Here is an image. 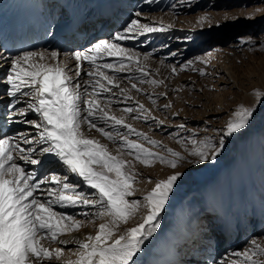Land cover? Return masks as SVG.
Returning a JSON list of instances; mask_svg holds the SVG:
<instances>
[{
  "label": "rangeland",
  "instance_id": "rangeland-1",
  "mask_svg": "<svg viewBox=\"0 0 264 264\" xmlns=\"http://www.w3.org/2000/svg\"><path fill=\"white\" fill-rule=\"evenodd\" d=\"M67 2H69V0H67ZM120 3L121 2H115L119 7H116L118 9L116 12L122 10V13H120V16L115 13L116 15L113 16V21L109 24L112 26L108 29L109 32L106 35L95 38L93 41L89 42V38H85L86 35L82 33V35L78 37V42L74 44L69 37L66 39L64 38V41H66H62L58 47H62V51L59 52V60H50L48 62L66 63L68 68L75 70L78 62L72 55L74 52H84L91 49L100 40L112 41L117 33H124L127 36L126 39L115 41L121 48L126 50L128 56L132 57L130 60L125 59L124 70L116 71V68L119 67L121 63L120 58L103 56L97 60V63L101 66L100 70L114 77V84L107 85L112 88V91L100 92L98 85L96 89H93L91 84L95 83L96 77H90L86 75V73L95 71V69L87 61H82L80 62L82 70L78 81L83 86V90L87 88V95H84L82 98L84 100L98 99L100 103L104 104H100L101 108L104 106L109 116L114 115L117 118H121L122 115L125 114L131 121L133 118L148 119V115L159 114L165 116L167 120H165V124H160V122H158L160 125H157V121H160L157 118L152 120V122L150 121L148 125L141 120L137 123L143 125L145 130L142 132L150 138V140L155 141L156 144L149 143L148 140L141 142V140H144L130 136L126 127L122 128V126L114 125L111 122L105 123L103 120L102 124H97L98 127H104L106 131L112 132L113 136L117 137L115 142L104 137L102 133L96 129L87 131L86 135L89 138L98 140L101 144L107 145L108 151L114 152L115 155H120L117 150L121 148V140L123 136L126 135L129 140L140 141L144 148L150 151L172 157L171 154H169V148H176H174L171 142H179L181 141L180 139L183 138V135L179 134V123H168V121L171 122V114H177V107L174 108V102L178 100L185 101L184 105L186 108H189L190 118L196 120L192 123L193 129L197 132H201L193 134L190 137L192 140H198V137L207 135L206 132L210 131V129H216L218 126L221 128L222 124L220 122L227 115V112L208 114L210 107L207 106V104H209L207 101H212L214 98L217 100L223 99L225 94L224 91L228 94H232V91H244L245 89L240 86L241 83L239 84L236 80L235 75H237V73H239L241 77L243 76L242 79H244L245 86H248L252 79L257 78L259 72L262 73V75L264 74V0H127L125 3L122 2L121 5ZM41 4L40 2L39 7ZM44 5L45 0L41 8H45ZM16 7H18L17 0H0V27L5 24L8 15L14 14V11L11 12V10L14 8L16 10ZM64 7L65 6H61L59 9H55L52 15L56 14L57 16L60 10L62 14L59 15V17H61L65 13ZM246 17H251V19ZM133 21H137L138 23L133 25ZM55 23L58 25L56 28L61 26V20L56 19ZM68 23L69 21H67V24ZM99 23L101 22L99 21ZM142 25H148L158 30L148 32L143 30L141 27ZM129 26H132L134 30L129 32ZM52 39L57 42L58 35L55 34V37ZM44 50L50 53L56 50V47L45 46L36 51ZM3 56L4 52L0 50V139L5 137H16L21 148L35 149V152H26L25 155L31 159H38L40 163L32 164L29 163L28 159H18L17 163L23 167L27 173L33 174L37 181L40 179H45L47 181L53 174L58 177H64V174L60 171L62 165L59 160L54 155L41 151L42 148L48 147V145L39 144L38 135L35 134L39 133V130L31 124L23 122L25 120L36 121L38 120V116L33 112H28L29 117L20 115L19 109H27L28 103L34 102L31 96H24L17 93L19 97V102H17L16 98L8 95L11 85L7 83V77L11 74L12 61L15 56L10 57L7 55L10 57L7 60H3L5 58V56ZM220 58L226 59L222 61L223 64L219 60ZM105 63L112 64L113 68L104 69L103 65ZM2 64L5 66L1 67ZM140 68L144 70L143 75L140 72ZM173 68L176 69L175 72H173ZM199 69H204V73H198V78L196 76L197 82L203 85L206 84V86L204 85L200 90H194V88L191 87V81L189 82L187 78L192 75L195 76L194 71H199ZM224 72L230 77L229 82L223 81L225 77ZM196 78L193 79L194 82H196ZM153 80L163 81V83L153 84L151 82ZM101 83L106 84L107 82L101 80ZM115 84H118L119 87H115ZM133 84L136 86L135 88L132 87ZM21 91L29 92L30 89L22 88ZM187 91L189 92L188 94ZM97 93H99V95H97ZM203 93L209 94L212 99L206 97L202 98ZM113 99L119 100V103H114L112 101ZM189 99L194 105L188 104L190 103ZM237 101H239V98ZM12 104H15V108L11 107ZM141 105H143V109L140 108ZM165 105H168V107H165ZM85 106L86 105L82 104V107ZM129 107L133 108V112L128 113L124 111V109ZM184 114L186 115V113ZM99 115L100 113L97 114V119H99ZM249 122L250 120L248 123ZM129 124L134 128V125L131 123ZM85 128H87V126ZM23 137H28L33 143L31 145L24 144ZM204 145L205 144H201V147L203 148ZM212 148L214 147L209 146L208 150ZM262 149H264V146L261 150ZM179 153L184 154L185 152L179 151ZM14 155L19 157L20 153L17 152L14 153ZM121 158L132 163L137 170L138 168L142 170L144 164L135 160L134 156L127 155L126 150H124ZM48 164L52 165V167L46 169ZM144 167L145 170L147 169L146 173L143 171H136L137 182L133 185L135 189L138 188L142 193H136L133 199H138L145 195L143 192L147 189V191H151L150 186L159 180L165 179V174L167 172L169 175L181 169L179 164L175 169L170 166L165 168L164 165H161L157 160L153 161L152 166ZM38 168L40 170L39 172H37ZM163 171H166V173H163ZM149 179H151V183H149ZM53 187V184L46 182L41 185L36 195L42 200L47 199V190ZM77 190L78 189L75 187V191ZM92 193L93 190L89 193V199L94 198ZM247 193L246 197L250 199L252 193ZM262 200L264 201V195ZM253 204L252 202H249V204L245 202L247 218L249 219L251 229L256 222L259 228L254 232V238H250L243 242L239 248L240 253L245 250H255V246L251 243L252 240H256L261 247H264V206H259L261 211L259 214L261 217L259 222L257 221L259 217L253 222V220H255V205ZM67 207H73V205ZM74 209L75 212L71 214V216L83 221L84 226L78 231H72L60 236V240L66 239L67 236L72 234L83 236V229L87 226H91L93 223H100V221H102L95 216L98 210H95V213L93 212L88 216L86 215L88 212L86 209ZM146 212L147 209H143L137 217H141L146 214ZM106 218L108 217H105V219ZM169 220L170 217L166 216L160 221V228L152 237L148 238V246L153 243L155 236L159 234L162 226ZM133 221L134 220L131 219L129 223ZM96 226L97 225L91 226L90 228H95ZM123 227L129 228L127 225H123ZM87 233L91 236L94 234L93 231H88ZM232 238H234V235L229 237V239ZM55 243L56 242L51 245L54 247ZM44 244L46 246L48 242L44 241ZM56 245L60 246V243L57 242ZM75 249H77V247H69L66 248V251L70 252ZM76 255L74 257H76ZM188 255L189 254H183L180 259L183 258L184 262L185 256ZM177 257L174 262L179 260ZM254 259L257 261H264V255L257 252ZM241 260L242 258L236 257L237 262ZM51 264H66L65 256L62 262H51Z\"/></svg>",
  "mask_w": 264,
  "mask_h": 264
},
{
  "label": "snow or ice",
  "instance_id": "snow-or-ice-1",
  "mask_svg": "<svg viewBox=\"0 0 264 264\" xmlns=\"http://www.w3.org/2000/svg\"><path fill=\"white\" fill-rule=\"evenodd\" d=\"M137 23L133 21V25ZM141 27L148 32L158 30L148 25ZM133 30L129 26L128 31ZM126 38L124 33H117L112 41L100 40L91 49L74 52L72 55L78 62L75 70L68 68L66 63L48 62L59 60L60 53L56 50L50 53L25 51L13 58L11 74L7 77V83L11 85L8 95L16 98L17 102V93L31 96L34 102H29L27 109H19L20 115L27 116L28 112H33L38 116L36 121L23 122L39 130V142L48 145L41 151L54 155L70 173L80 177L93 190L94 198L89 199L75 191V186L67 182V176L58 177L53 174L47 181H37L33 174L27 173L17 163L18 159H28L32 164L40 163L38 159L25 155L26 152H35V149L21 148L16 137L0 139V264H51L54 259H61L64 249H51L45 246L44 241L67 245L69 242L60 240L59 237L78 231L84 226V222L55 211V204L90 205L98 208L95 213L97 218H109L106 223L99 224L95 236L89 235L85 241L76 242L78 259L66 264H135L134 257L141 251V246L160 228L161 214L169 204L171 194L183 174L176 172L169 175L166 179L157 181L155 187L146 195L133 199L136 195L133 185L137 182L136 173L132 170L134 165L122 159L121 155L126 150L127 155L134 156L135 160L145 166H152L153 161L158 159L175 169L182 159L180 154L172 151V159L160 156L144 148L142 144L129 140L125 135L121 140V148L117 150L120 155H113L108 151L107 145L85 134L96 129L107 139L116 141L117 137L112 132L98 127V113L99 119L105 123L126 127L129 133L136 132L130 124H125L122 117L109 116L108 111L101 108L98 99L84 100L80 92L82 85L78 81L82 70L80 62L87 61L95 69L86 73L90 77H96L91 87L96 89L98 85L100 92H111L112 88L107 85L114 84V77L100 70L97 60L103 56L120 58L121 63L116 71H123L125 59L130 60L132 57L115 41ZM103 68L112 69L113 65L105 63ZM143 71L140 68L142 75ZM175 71L173 68V72ZM101 80L107 83H101ZM151 82L163 83L155 80ZM115 87L118 88L119 85L115 84ZM132 87L136 86L133 84ZM22 88L30 91L22 92ZM256 94L260 95L259 92ZM84 95H87V88ZM82 104L86 106L82 107ZM11 107L15 108V104ZM140 108L143 109V105ZM124 111L131 113L133 108H126ZM251 116L252 110L241 106L235 112L236 118L228 123L227 134L232 135L244 129ZM84 125H87L86 129ZM136 135L142 134L136 132ZM145 139L156 144L146 136ZM23 143L31 145L33 141L23 137ZM220 146H223V139ZM208 148L209 145L205 144L203 148L192 153L199 157L197 163L200 160L216 159L219 149L209 152ZM17 152L20 153L19 157L14 155ZM46 182L54 187L47 190L48 198L42 200L36 193ZM151 182L149 179V183ZM141 209H147V212L140 217V222L119 233L121 225H127ZM251 243L255 250L233 253L242 258L234 264H264V261L254 259L257 252L264 255V247L256 240Z\"/></svg>",
  "mask_w": 264,
  "mask_h": 264
},
{
  "label": "bare ground",
  "instance_id": "bare-ground-1",
  "mask_svg": "<svg viewBox=\"0 0 264 264\" xmlns=\"http://www.w3.org/2000/svg\"><path fill=\"white\" fill-rule=\"evenodd\" d=\"M17 1L18 7H16V10L14 11V14H12L13 16L8 24L9 28H11L13 31L16 29V23L20 19L24 18L25 21H27V19L30 21L29 17L33 14V12H37L39 10L40 4V0ZM107 1L108 0H69V2H67V0H50L49 2V0H45L44 6L49 15V19L52 21L55 20V16L52 15L55 9L65 6L64 15L61 17H58V15L56 17V19L61 20V26L56 28L58 31L55 33L58 35V41L55 42L52 37V40H49L46 46L56 47V51L60 52L62 51V47H58L61 42L64 41V38L66 39L69 37L73 44L78 42V37H80L82 33L87 36H85V38H90V33L92 34L94 32L92 30L89 33V31L95 27V24L98 25L100 20L99 18H101L95 14V11ZM110 1L116 7H118V5L115 4V2H127V0ZM61 2L64 5H61ZM114 15L116 14L113 13V16ZM103 18L104 17H102V19ZM106 19L107 18H104L103 21H100L104 22ZM110 19L111 18L109 17V20ZM67 21H69L68 24ZM111 26L112 25H109L108 29ZM75 27L77 31L75 30ZM63 28V32H60V30ZM4 30H2V34H7L8 30ZM45 52L49 53L47 51ZM4 56L5 58L3 60L10 58L6 55V53H4ZM219 60L222 63V61L226 59L220 58ZM2 66L5 65L2 64L1 67ZM194 72L195 76H189L187 80L189 82L191 81V87H193L194 90H200L202 87H204V85L206 86V84H199L197 82V78L198 73H204V69H199V71ZM224 76L225 77L223 81L229 82L230 77L226 75L225 72ZM235 76L238 83H241L240 86L245 90L242 92L232 91V94H228L226 91H224L225 94L223 99L217 100L214 98L212 101H207L209 102L207 106L210 107L208 114H220L227 112V115L220 122L222 124L221 128L218 126L216 129H210V131L206 132L207 135L198 137V140H192L190 137L193 134H198V132H201H197L195 129H193L192 123H194L196 120L190 118L191 116L189 114V108H186L184 105L185 101L183 102V100H175L176 102L173 103L174 108L177 107V114L172 113L170 116L171 122L168 121V123H179V134L183 135V138H181V141L179 142L171 143L173 144L174 148L185 153L182 154L176 149L169 148V154H171L172 151L180 154L182 159L179 160L178 164L181 166V169L178 172L182 173L183 175L179 179L173 193L171 194L169 204L166 206L165 211L160 217V221L166 216H169L170 220L162 226L159 234L155 236V239L150 246H148V239L141 246V251L136 257H134L135 264H234V262L237 261L236 256L233 255V253L239 252V248L244 241L255 237H253L255 234L254 232H256L259 227L256 222L254 227L251 229L249 219L247 218V208L245 207V202L248 204L249 202L254 203L255 220H253V222L256 221L257 217H259L257 220L259 222L261 219L259 215L261 213L259 206H264V201L262 200L264 195V149L261 150V148L264 146V74L262 75V73L259 72L258 77L252 79L248 86H245L244 79H242L243 76L241 77L239 73H237ZM194 78H196V82L193 81ZM80 92L82 93L83 97L85 94L83 86L81 87ZM258 92L260 95L256 94ZM188 93L189 92L187 91V94ZM204 97L212 99L211 96L206 93L202 94V98ZM238 98L239 101H237ZM112 101L114 103H119V100L117 99H113ZM189 102V105H194L190 99ZM241 106L252 110V116L249 118L250 122L244 129L232 135H228L227 125L236 118L235 112L238 111ZM102 107L104 108V106ZM184 113H186V115ZM26 117H29V113ZM122 117L125 121V124L131 123L134 125L133 129H135L136 132L142 134L137 136L136 132L130 133V136L144 140H141V142H145L146 139L144 138L146 135L142 132L145 130L143 125L140 123L137 124L140 120L146 122L147 125L155 118L160 120L157 121V123L160 122V124H165V120H167L165 116L159 114L148 115V119L133 118L131 121L126 117L125 114H123ZM96 123L102 124V120L96 119ZM160 124L158 123L157 125ZM86 126L87 125H84L83 127L85 128ZM35 134L38 135V139L40 140L39 133ZM221 139H223L222 147L220 146ZM131 141L141 144L140 141ZM206 143L210 147L214 146V148L208 150L209 152L219 149L216 154V159H209L207 161L200 160V162L197 163L199 157L193 155L192 153L197 149H201V144ZM39 144L42 145L40 142ZM151 152L156 153L154 151ZM110 153L115 155L114 152ZM158 154L169 159L174 158L170 157L169 155H164L161 153ZM157 161L161 165H164L165 168L169 166L167 163H162L158 159ZM144 166L145 165L142 166V170L140 168H138V170L133 168L132 170L135 173L136 171H143L146 173L147 169L145 170ZM51 167L52 165L48 164L46 169ZM39 171L40 170L38 168L37 172ZM60 171L64 174V176H67V182L71 185L73 184L81 195H86L87 197L90 196L89 193L92 192V189L87 184H85L80 177L70 173L64 166H61ZM163 173H166V171H163ZM167 173L165 174V179L169 175L175 174L174 172L169 175ZM154 187L155 184L151 185L150 190H152ZM147 190L143 192L145 195L149 192ZM247 192L252 193V197L250 196V199L246 197L248 194ZM136 193L142 192L136 188ZM236 203L239 206V212L242 213V219H237L240 217L237 216V213L234 210ZM220 204H222V207H225L224 211L221 209ZM229 204L234 207L231 209L229 216L226 217V215H228L226 211ZM74 208L86 209L88 211L86 215L88 216H90L93 212L95 213V210H98L97 207L84 204H75V207L74 205L73 207H67L63 204L54 205L55 211L65 213L66 215L73 214L75 212ZM142 210L143 209H141V211ZM226 218L228 220H226ZM108 219L109 218H106L100 221V223H106ZM133 220V222L127 224L129 228L136 226V224L140 222V216L134 217ZM100 223H93L91 225L92 227L97 225L95 228H90L91 226H87L85 229H83V236H79L77 234L67 236L66 239H63L69 242L67 245L60 244V246H57L56 242L55 246L53 247L51 244L54 242L46 244V247L51 249H64L61 259H54L52 262L60 263L64 260V256L65 262L76 261L78 259V255H76L77 249L68 252L66 251V248L77 247V241H85L90 235L87 233L88 231H93L94 234L92 236H95ZM227 226H229L228 229ZM187 228H189L188 231ZM124 230L125 228L123 225H121L119 233L123 232ZM226 231L228 235L226 238H224L223 235L226 233ZM233 235L234 238L229 239V237ZM178 242L183 246L182 251L189 254L188 256H185L186 258L184 262L183 258L180 259L181 256L178 255L177 248L180 246ZM75 255L76 257H74ZM176 257L179 258L180 262H177V260L174 262Z\"/></svg>",
  "mask_w": 264,
  "mask_h": 264
}]
</instances>
